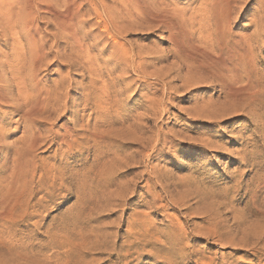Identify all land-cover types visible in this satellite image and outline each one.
<instances>
[{"label": "rangeland", "instance_id": "374dc122", "mask_svg": "<svg viewBox=\"0 0 264 264\" xmlns=\"http://www.w3.org/2000/svg\"><path fill=\"white\" fill-rule=\"evenodd\" d=\"M207 1L157 27L135 0H77L90 62L70 73L33 9L51 92L18 184L24 125L0 122V264H264V0Z\"/></svg>", "mask_w": 264, "mask_h": 264}, {"label": "bare ground", "instance_id": "6f19581e", "mask_svg": "<svg viewBox=\"0 0 264 264\" xmlns=\"http://www.w3.org/2000/svg\"><path fill=\"white\" fill-rule=\"evenodd\" d=\"M103 1L104 0H101V4H102V7L104 8V2ZM147 1L149 2L150 0H147ZM147 1L145 2V0H135V4L137 7H140L139 8L140 10L142 9V12L145 14L147 19H151V20L155 21V22H153V21L152 22L154 24L156 23L157 27H159L158 25L163 26V27H168L170 24H174V23L179 25L178 21L182 22V21L190 18V16H188L186 13H184L186 15V17L185 16L180 17L178 15L179 12L177 11L178 14L176 12V8H175L176 6L175 5H172V6L168 5L169 1L171 3H174L173 0H168V2L161 1L159 3L157 1H156L157 3L153 2L154 6H152L153 7L152 9L147 5ZM176 1H178V0H176ZM76 2H77V0H60V1L59 0H0V40L5 41V40L10 39V42H11L10 53L9 54L5 53L3 55V58H0V109L1 108H7V110L3 111V114L5 116L3 115L2 117H0V122H2L5 118L15 114V115H19V117L16 118V120L20 119L24 125L23 145L21 147V150L18 153H16L15 158H13L14 159L13 163L15 164V166L13 164V168L10 171L11 176L9 178L11 180L8 179L9 181L12 182V185L16 184L17 180L19 179V177L17 179V175H18L17 173L18 172H16L17 171L16 166L19 165L21 157L24 156L27 164L31 163L33 161V156H31L30 154L32 153L33 148H36V146L38 145V141L40 138V137L38 138V136H35L34 133H36V132H33L31 130L30 124L33 121L32 120V113L33 112L31 113V110L35 106L34 104H36V106L38 105L40 100L45 101L46 99H49V94L51 92L49 89H44L39 84L40 79H37V74H38L37 69L41 68V66H44L45 64L47 65V63H48L47 61L49 59H46L47 58V52L45 50L44 43L42 42L43 38H41V36L39 35V33L37 31V29H38L37 25L34 22L35 16L33 14V9L35 7H37L38 5L41 8L43 7L45 13L49 16L48 19H50V21L53 25L54 36L64 38L66 44L70 45V47H69L70 48L69 49L70 54L73 55L75 58L72 60V62L70 61L69 58H67L69 60H67V63L64 64V67L67 69V73H70L72 70L77 68L76 67L77 65L79 66L82 63L85 64V62H86V64H88V62H90V56H89L88 48H84L82 45V40L84 39V34H85L83 31L84 30V27H83L84 22H83V19L81 18V15H80L79 9H78V5H80V4L79 3L77 4ZM214 2L216 3V1H214ZM51 3H53V4H51ZM204 3H208V1L204 0ZM91 6L94 7V5H91ZM210 6H212V9H214L212 4ZM105 7H107V6H105ZM93 11H94L93 12L94 15H98L100 13V12H98L99 10L96 8V6L94 7ZM139 11L137 12V14H139ZM212 14H214V13H212ZM147 21H150V20H147ZM187 21L189 22V20H187ZM106 25H107V22L106 23L104 22V26H106ZM168 29H170V28H168ZM170 31L171 30H169V32ZM22 39L24 42L22 41ZM65 57H67V55H65ZM79 67H82V66H79ZM93 67H92V69H89V70L90 71L93 69L95 70V68H93ZM85 70H86V68H85ZM93 72H95V71H93ZM90 75H91V73H90ZM8 79L11 82L10 81L7 82ZM13 86L16 87L17 92L15 91V94L12 92ZM47 101L48 100H46V102ZM47 106H48V104H47ZM33 122H35V119ZM32 125H34V123ZM2 131L3 130L0 129V142L2 141L1 140ZM92 134H95V132H92ZM96 138H94V139L96 140ZM39 142H41V141H39ZM13 153H15V152H13ZM10 168H11V166H10ZM18 168H20V167H18ZM22 168H23V166H22ZM45 172H46V170H45ZM32 173L34 175V172H32ZM26 174H27V172H26ZM9 175H10V173H9ZM21 176L23 178L24 175H21ZM53 177H54V175H53ZM1 179L2 178H0V180ZM23 179L21 181H23ZM0 184H1V182H0ZM20 184H21V182H20ZM41 184H42V182H41ZM1 186H3V184ZM9 186H11V185H9ZM40 187H42V186H40ZM17 188H18V186H17ZM24 190H22V191H24ZM8 191H10V189ZM11 192L14 193L15 191H11ZM9 194H10V192H9ZM0 195H2V194H0ZM11 198H13V197L11 196ZM19 200H21V199L19 198ZM5 206H7V205H5ZM10 207H12V206H10ZM10 207H7V208H10ZM15 209H16V207H15ZM11 211H13V207L8 212H5V214L2 211L1 214L3 217L9 218L8 213L11 214ZM21 211H22V209H21ZM22 214H20L21 217L23 216ZM20 216H18V217H20ZM18 217H17V219H18ZM5 218H3V219H5ZM10 220H14V219L11 218ZM1 224H3V221ZM6 226H8V225H6ZM1 230H2V228H1Z\"/></svg>", "mask_w": 264, "mask_h": 264}]
</instances>
